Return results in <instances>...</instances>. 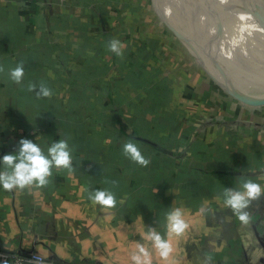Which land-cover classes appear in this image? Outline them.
Here are the masks:
<instances>
[{
	"label": "crops",
	"instance_id": "0c3cea01",
	"mask_svg": "<svg viewBox=\"0 0 264 264\" xmlns=\"http://www.w3.org/2000/svg\"><path fill=\"white\" fill-rule=\"evenodd\" d=\"M162 6L155 12L151 0H0V159L16 154L21 139L45 154L66 139L74 169L54 168L43 188L0 187V253L34 251L56 264H132L140 243L152 264H161L146 230H166L160 234L167 239L166 215L179 208L189 228L171 239L184 264L208 257L211 264H264L255 238L264 241V198L251 204L247 223L223 198L225 188H240L242 176L264 187V111L252 120L227 118L217 103L259 113L223 97L215 81L245 93L230 85L231 75L219 82L190 51L200 67L191 79L179 78L177 63L158 59H176L175 43L189 50L166 27L180 24ZM112 39L124 44L122 57L108 50ZM20 61L25 75L17 85L9 71ZM29 83H44L52 96L37 99ZM203 94L222 101L208 104ZM130 141L150 160L147 167L123 155ZM104 189L115 194V208L88 199Z\"/></svg>",
	"mask_w": 264,
	"mask_h": 264
},
{
	"label": "clouds",
	"instance_id": "9594fccd",
	"mask_svg": "<svg viewBox=\"0 0 264 264\" xmlns=\"http://www.w3.org/2000/svg\"><path fill=\"white\" fill-rule=\"evenodd\" d=\"M124 44L118 39L108 41L107 48L118 57L123 56ZM4 68L0 66V72ZM25 75L24 61H20L17 66L9 71L12 82L17 85L23 83ZM29 92H35L36 98H50L52 91L44 83L37 86L29 83ZM72 150L66 139H60L51 144L47 154L43 152L37 143L29 139H21L18 144L16 154H6L0 159L3 170H0V187L6 191L24 190L27 188H43L50 182L53 169L74 171ZM123 155L141 167H147L150 160L145 158L134 142L123 145ZM115 184V182H111ZM225 205L243 223L249 220L248 209L254 201L264 198V187L247 177H241L240 188H225L223 192ZM88 199L105 209H113L117 206L115 194L109 190H95L88 193ZM167 236L164 238L155 228H148L146 239L151 242L152 248L160 258L161 264H184L183 257L178 254L177 247L172 243L173 237L179 240L189 228V224L184 219L181 209L171 210L166 215ZM137 251L131 254L132 264H152V253L143 244L137 243ZM205 264H211V258L205 260Z\"/></svg>",
	"mask_w": 264,
	"mask_h": 264
},
{
	"label": "bare ground",
	"instance_id": "6f19581e",
	"mask_svg": "<svg viewBox=\"0 0 264 264\" xmlns=\"http://www.w3.org/2000/svg\"><path fill=\"white\" fill-rule=\"evenodd\" d=\"M162 1V0H161ZM180 26L174 31L195 57L198 64H205L217 72L219 82L231 75L241 77L256 85L253 92L245 94L228 88L249 100H263L256 93L264 89V39H246L238 33L233 20L225 15L229 4L257 5L258 0H164ZM159 12L160 0H151ZM261 17L264 19V13ZM235 21V20H234ZM220 76V77H219ZM222 77V78H221ZM227 79V78H226ZM225 85V83L223 82ZM222 84V86H223Z\"/></svg>",
	"mask_w": 264,
	"mask_h": 264
},
{
	"label": "rangeland",
	"instance_id": "374dc122",
	"mask_svg": "<svg viewBox=\"0 0 264 264\" xmlns=\"http://www.w3.org/2000/svg\"><path fill=\"white\" fill-rule=\"evenodd\" d=\"M241 4H245V3H241ZM229 5H230V7L226 8L225 15L228 17V19H227L228 22H231L232 19L235 20V21L233 20L232 22L236 26L238 33L243 35V37H245L246 39H252L253 37L258 38V39H264V19L261 17L262 14L260 11L251 12V11L244 10L240 6V4H235V6H234V4H229ZM246 5L249 6L248 4H246ZM149 7H150V5H149ZM162 9L166 15L171 13V10L169 8H165L164 5L162 6ZM153 25H154V23H153ZM168 36H169V33H168ZM173 47H174V49L177 50V54L179 55V56L177 55L176 59H175V57H176L175 53H172L171 55H167V56L165 54L164 55H158V59L164 60V61L169 60V61H172L174 63H177L178 66H177V68H175V71H176L175 73L178 74L179 78H181L180 74H183V75L187 76V78L189 76L191 79L194 76V73H197V71L199 72L200 67L192 64V62L189 58V57L192 58V56L189 54V50L187 52L182 50L180 48V45H178L177 43L173 44ZM181 56H183L182 59H181ZM202 75H203V78L204 77L206 78V76L203 73H202ZM196 76H197V74L195 75V77ZM232 77H228V81H229L230 85H234L236 87H239L246 94L251 93V91L252 92L254 91L255 88L250 87L249 84H247L246 82L243 81L242 83H239L235 80V79H241L240 81H242L241 77H238V76L236 77V75H234ZM200 78L201 79H199V81H201L203 83V78L202 77H200ZM200 88H201V83L198 82V80H197L196 85H194V91L197 92ZM215 89L217 91H219V89H217V88H215ZM214 93L219 95L215 91H214ZM222 93L226 94L224 91ZM256 94L260 95V96L264 95V89H261ZM204 97L207 98L208 104H211V105H215V103H216L215 101H219V99L221 100V98H217V97L215 99H213V97L210 94L206 95V96L204 95ZM223 97H227L226 99H228V102H231V101H229L227 94ZM231 103H233V102H231ZM217 107H218V110H220V112L226 114L227 118H233V117L239 116L242 118L244 117L243 119H248V120H252V118H255V116H257L258 114H261V112L264 111V108L256 107L253 109L258 111L259 113L255 112V113H248L247 114V112L242 113V112L236 111V108L235 107L231 108V106L227 107V111H226V109H225L226 106H224L222 104V107H221V104H219V103H217ZM237 107H243L244 108V106L242 104H238ZM147 231H148V229L146 230V233H147ZM165 231L166 230H163V231L160 230L157 232H159V233L163 232V234H164Z\"/></svg>",
	"mask_w": 264,
	"mask_h": 264
},
{
	"label": "water",
	"instance_id": "95a60500",
	"mask_svg": "<svg viewBox=\"0 0 264 264\" xmlns=\"http://www.w3.org/2000/svg\"><path fill=\"white\" fill-rule=\"evenodd\" d=\"M240 6L244 9V10H247V11H251V12H256V11H263L264 13V0H258V3L257 5H254V6H247L246 4H240ZM165 24V23H164ZM166 27L172 31L179 39L180 41H183L182 40V37L180 34L176 33L173 29H171L167 24H165ZM215 83L218 84V86L220 88H222V90L230 97H232L234 100L244 104V105H248V106H254V107H259L261 105H264V99L263 100H249L248 98L242 96V95H239V94H236L234 93L233 91H230L228 88L226 87H223V86H220L219 83L217 81H215ZM260 96V95H258ZM262 97H264V95H261ZM133 139L135 140H138L140 142H143L147 145H150L152 147H156L152 142L146 140V139H142V138H138V137H133ZM255 238H256V241L258 243V246L262 249V252L264 253V241H261L255 234Z\"/></svg>",
	"mask_w": 264,
	"mask_h": 264
},
{
	"label": "built area",
	"instance_id": "2783aa9c",
	"mask_svg": "<svg viewBox=\"0 0 264 264\" xmlns=\"http://www.w3.org/2000/svg\"><path fill=\"white\" fill-rule=\"evenodd\" d=\"M21 199L28 201L26 195L21 197ZM155 230L159 231V229L156 228ZM0 259L4 264H56L44 259L41 255L34 251H27L15 255L0 253Z\"/></svg>",
	"mask_w": 264,
	"mask_h": 264
},
{
	"label": "trees",
	"instance_id": "16d2710c",
	"mask_svg": "<svg viewBox=\"0 0 264 264\" xmlns=\"http://www.w3.org/2000/svg\"><path fill=\"white\" fill-rule=\"evenodd\" d=\"M151 147V146H150ZM153 148V147H152Z\"/></svg>",
	"mask_w": 264,
	"mask_h": 264
}]
</instances>
